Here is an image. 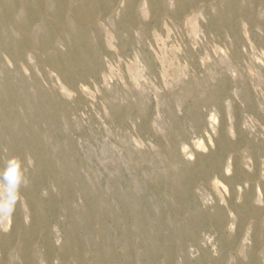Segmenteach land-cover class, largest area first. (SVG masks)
<instances>
[{
    "label": "rangeland",
    "instance_id": "rangeland-1",
    "mask_svg": "<svg viewBox=\"0 0 264 264\" xmlns=\"http://www.w3.org/2000/svg\"><path fill=\"white\" fill-rule=\"evenodd\" d=\"M0 264H264V0H0Z\"/></svg>",
    "mask_w": 264,
    "mask_h": 264
},
{
    "label": "clouds",
    "instance_id": "clouds-1",
    "mask_svg": "<svg viewBox=\"0 0 264 264\" xmlns=\"http://www.w3.org/2000/svg\"><path fill=\"white\" fill-rule=\"evenodd\" d=\"M27 185L23 162L19 157L11 156L0 170V212L9 215L15 211L21 199V189Z\"/></svg>",
    "mask_w": 264,
    "mask_h": 264
}]
</instances>
